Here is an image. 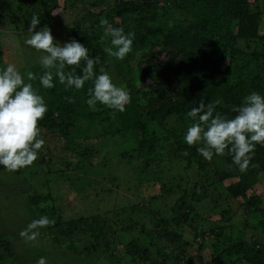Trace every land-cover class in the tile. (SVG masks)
Instances as JSON below:
<instances>
[{
  "label": "rangeland",
  "instance_id": "obj_1",
  "mask_svg": "<svg viewBox=\"0 0 264 264\" xmlns=\"http://www.w3.org/2000/svg\"><path fill=\"white\" fill-rule=\"evenodd\" d=\"M121 1L124 0H59L48 13L49 7L40 0H8L3 9L4 19L0 22V70L13 64L25 75L27 82L26 73L41 66L40 58L44 53L25 44L30 37L28 28L33 15L40 19L53 16V22L47 27L54 42L63 46L71 42L76 21L87 27L98 20L109 19ZM184 5L185 0L161 1L158 19L150 26L179 28V24L190 22L189 13L187 16L180 9ZM248 7L252 12L257 7L254 11L260 13V33H264V0H251ZM134 17L129 14L124 18L125 28H130ZM43 27L37 25L34 31ZM103 31V27L93 28L96 54L91 58L99 59L94 68L96 74L99 75L103 68L113 83L126 91L127 81L134 79L137 90L148 95L147 90L154 87L148 85L147 76L135 63L141 52H131L127 63L107 55L104 48L110 46V42H101ZM216 57L226 63L231 58L221 50L217 51ZM185 63L189 66L187 61ZM191 67L188 69L192 70ZM34 83L40 86L38 80ZM65 99L72 101L75 110L69 132L58 137L41 131L39 138L45 143L38 152V159L29 167L10 172L0 166V236L7 240L12 254L0 264H36L41 257L46 258L47 264H174L175 256L190 258L192 264H205L228 245V236L230 239L244 236L248 241L255 237L257 241H264V174L247 193V197L258 195L261 198V212H250L245 218L242 207L245 199L227 200L225 186L228 183H224L217 184L212 191L217 199L215 205L211 204V199L202 201L197 208L199 215L185 221L176 212L180 193L170 191V185L178 183L179 178L186 179L187 174L192 183L196 180V168L185 171L186 162L174 155L175 146L166 139V132L148 115L144 116L145 137L158 140L151 148L140 150L132 133L109 131L110 112L103 120L105 106L97 103L96 110H92L84 95L78 92L69 93ZM89 114L95 117L88 118ZM165 127L174 129L186 143L187 130L182 132L178 117L171 116ZM33 195L51 197L64 222L78 217L90 220L101 216L112 231L107 239L108 247L92 251L90 236L75 237L71 242L63 240L62 246L52 244L48 232L41 228L37 241L22 239L19 232L35 218V214L29 212L31 206L27 200ZM184 200L188 202V198ZM223 210L226 217L232 216L227 223L228 232L218 243L217 240H204L199 247L197 240L199 232H203L201 229L217 228L219 231L226 224L221 220ZM243 219H247L248 224L242 223ZM159 231L174 232L179 237L172 244H166ZM131 241L137 242L139 256L145 254L146 261L143 256L140 261L129 254ZM225 264L231 263L225 259Z\"/></svg>",
  "mask_w": 264,
  "mask_h": 264
},
{
  "label": "trees",
  "instance_id": "obj_2",
  "mask_svg": "<svg viewBox=\"0 0 264 264\" xmlns=\"http://www.w3.org/2000/svg\"><path fill=\"white\" fill-rule=\"evenodd\" d=\"M40 1L49 7L48 13H51L59 2ZM161 1L165 0H124L115 6L113 16L106 18L112 27L123 28L125 34H134L131 52L133 54L141 52L135 63L147 76L148 85L154 89H148V95H142L141 91L137 90L135 80H128L126 87L131 102L126 105L124 112H115L114 115V110L104 107L103 120H106L110 112L109 131L132 133L137 138L136 145L139 149L147 150L158 140L148 135L145 137L147 130L143 117L148 115L159 129L166 132V139L173 142L174 155L186 162L185 171L187 168H196V180L192 183H189L191 177L186 173V179L179 178L178 183L170 185V191L180 193L176 212L183 220L191 221L192 217L198 216L200 213L197 210L198 204L206 199H211V204L215 205L217 199L214 198L212 191L217 184L224 183H228L225 186L227 200L245 199L242 204L245 218L250 212H261L263 206L261 198L258 195L247 197V193L264 174V146L256 145L248 171L241 173L238 166L233 164L232 155L218 156L213 153L209 161L197 150L203 146L202 144L189 146L174 129L165 127L168 119L176 116L181 122L182 132L187 130L195 122L187 113L199 105L201 97L205 105L219 100L214 115L218 112L231 119L237 115V109L242 106L245 96L254 91L264 95V33H260V13L254 11L257 7H254L253 12L248 10L251 0H185L187 6L184 5L180 9L187 16L189 13L190 22L188 20L179 24V28L174 26L152 28L150 25L157 21L158 13L162 9L158 6ZM7 3L8 0H0V22L4 19L3 9ZM129 14L135 17L130 28H125L124 18ZM52 22L53 16H47L40 19L39 26H48ZM93 28H102L99 20L87 27L76 21L71 32L72 39L87 47L89 58L96 54ZM219 50L230 55L228 63L216 57ZM130 53L125 57V63L129 61ZM185 61L192 66V70L188 69ZM84 66V62H81L80 67L76 68L77 75H82ZM66 69L67 72L72 70L71 67ZM33 71L36 80L39 81L44 69L38 66ZM36 80L32 81L33 88L38 94L44 95L48 108L44 119L39 122L40 130L61 137L72 128V116L75 114L74 105L65 98L68 99L71 92H78L82 93L87 101L88 89L93 86V82L87 81L82 89L77 90L66 88L54 78L55 86L45 89L40 83L37 87L38 84L34 83ZM143 97H146L144 101ZM87 117L93 118L95 115L89 114ZM185 198H188V202H185ZM27 200L32 208L29 209L30 214H35L33 220L41 218L42 215L55 221L54 225L41 228L48 232L52 244L62 246L63 240L71 242L75 237L90 236L93 244L89 247L92 251L97 252L104 246L108 247L107 239L112 231L101 216H94L90 220L78 217L64 222L51 197L33 195ZM41 204H44V207H41ZM225 213L223 210L221 220L226 224L219 231L217 228L208 231L201 229L203 232H199L197 240L199 247L204 240H217L218 243L221 236L228 232L227 223L231 221L232 216L226 217ZM246 220L243 219L242 223L248 224ZM163 226L167 229L165 223ZM159 233H162L161 238L166 244H172L179 237L174 232ZM129 243L131 246L129 254L140 261V257L143 256L146 261L145 254L139 256L137 242ZM227 243L224 249L216 252V255L205 264H225V259L231 264H264V241H257L255 237L248 241L244 236L235 239L228 236ZM10 255L12 254L9 243L0 236V261L4 262L5 257ZM173 263L192 264L190 258L179 256L174 257Z\"/></svg>",
  "mask_w": 264,
  "mask_h": 264
},
{
  "label": "clouds",
  "instance_id": "obj_3",
  "mask_svg": "<svg viewBox=\"0 0 264 264\" xmlns=\"http://www.w3.org/2000/svg\"><path fill=\"white\" fill-rule=\"evenodd\" d=\"M39 23L40 18L33 15L28 28L30 37L25 40V44L44 53L40 58L44 69L39 77L42 87L53 88L54 78L66 88L77 90L82 89L87 81H92L93 86L88 89L86 101L89 108L95 111L99 103L114 110L113 115L115 112H124L126 105L131 102L130 94L114 84L103 68L99 75L96 74L94 68L99 59L89 58L87 47L75 39L63 46L57 44L47 26L34 31ZM100 26L104 28L101 42H110V46L104 48L105 53L124 60L132 51L134 34H125L123 28L112 27L106 18L100 20ZM81 62L85 66L82 75H77L75 70ZM66 67L72 70L66 72ZM26 77L27 82L25 75L13 64L0 70V166L10 172L31 166L38 159V152L45 143L39 138V122L44 119L48 108L43 96L34 90L31 83L37 79L36 75L29 71ZM219 103L216 100L205 105L201 97L199 105L187 113L195 122L188 127L184 139L189 146L202 144L197 150L209 161L213 153L218 156L232 155L233 164L238 166L241 173H246L256 145L264 146V95L254 91L245 96L242 106L237 109V115L231 119L218 112L214 115L215 106ZM54 223L43 216L32 220L19 235L25 241L35 242L40 236L39 229ZM36 264H47L46 258H39Z\"/></svg>",
  "mask_w": 264,
  "mask_h": 264
}]
</instances>
